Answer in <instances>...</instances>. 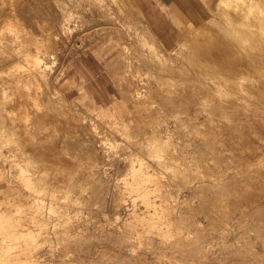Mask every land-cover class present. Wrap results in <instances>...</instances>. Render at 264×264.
I'll list each match as a JSON object with an SVG mask.
<instances>
[{"label":"rangeland","instance_id":"374dc122","mask_svg":"<svg viewBox=\"0 0 264 264\" xmlns=\"http://www.w3.org/2000/svg\"><path fill=\"white\" fill-rule=\"evenodd\" d=\"M26 1L12 0L34 38L44 35L35 21H49L57 33L56 42L40 43L50 51L41 56L61 101L74 108L76 128L35 122L32 131H17L23 137L7 130V80L19 70L10 71L8 51L0 52V207L27 209L0 220V264H264L262 246L254 243L264 242V223L242 216L237 231L227 224L223 230L216 215L217 183L231 182V127L248 117L253 86L263 88L254 93L264 101V42L260 53L244 24L264 21V0H255L260 18L252 0ZM242 1L248 4L241 10ZM8 4L0 0V30ZM194 5L200 9L191 12ZM195 11L198 23L186 37L183 17ZM145 23L160 42L140 39ZM2 32L8 48V28ZM120 35L129 60L121 56ZM160 50L186 68L160 59ZM135 89L143 99L133 100ZM171 93L179 99L171 101ZM115 102L121 107L112 108ZM51 103L53 113L62 109ZM119 109L120 116L101 114ZM206 120L219 125L202 127ZM11 177L17 182L8 183ZM16 188L24 195H12ZM226 198L229 205L233 199Z\"/></svg>","mask_w":264,"mask_h":264},{"label":"bare ground","instance_id":"6f19581e","mask_svg":"<svg viewBox=\"0 0 264 264\" xmlns=\"http://www.w3.org/2000/svg\"><path fill=\"white\" fill-rule=\"evenodd\" d=\"M18 1H21L22 2V0H18ZM114 1L117 2V0H113V2ZM219 1H222V0H219ZM227 1H229V0H227ZM246 1H248V0H246ZM253 1H255V0H252V2ZM25 2H27V1L25 0ZM225 2H226V0H225ZM8 3H10V5L8 4L9 5V7H8V23H6L4 25V27L0 30V40H3V39H1V37L4 34V32H2V31L6 27L8 28V32H7L8 33V35H7L8 36V48H6L4 45H2L0 43V52L1 53L2 52H5L6 53V51H8V67L10 68V71H13V73H14V70H17V71L19 70V71L18 72H15L16 73L15 74L16 77L14 76V78H12V79L10 78V79L7 80L8 81V95H7V97H8V114L10 116V118L8 119L9 121H8V129L7 130H10V132H12V133L13 132H16L17 135H22V137H23V133L18 134L17 131H21V130H23L24 132H25V130L26 131H32L33 130V127H34L33 125H34L35 122L45 123L46 126L49 127V128H54V127H57V126H63L64 127V125L66 124V122H68L69 123V126H72V128H73L74 125H72L73 124L72 119L74 120L75 115H76L75 114V111H74V108L71 105L65 104V103H63L61 101V95H62V93H59L56 90V88L53 87V83L52 82L54 81V77H53V81L52 82H50V80H48V78L46 77L45 70H46V67L48 65H47V63H44L43 62V59H42V56H41L42 54H44V53L46 54V52L48 53L50 51H48V50L43 51L40 48V43L42 44L43 42L48 41V40L49 41L52 40V41L56 42L57 41V38H58L57 33L52 31V27L50 26L49 21H47V20H46L47 22L46 21H35L36 20V18H35V20H34L35 23L40 27L42 33H44V35L42 36V39L41 40L35 39L34 36L36 34L33 31L32 26H27V25L25 26L24 21H21V17H20L21 15L18 16L20 14V11H21V8L22 7L20 8L19 5H15L14 2H12V0H8ZM234 3H236V2H234ZM242 3L244 5L245 2L242 1ZM247 4L248 3H245V6H240V4H239V6L241 7V10H242V7L245 8ZM256 5L257 4H256V1H255V3L252 4L251 8L253 7V8H256L258 10V12L256 10L257 14H255V15H256V18H260V16H261L260 15V10H259L260 9V6L259 5L256 6ZM117 7H119V6H117ZM190 7H188V9ZM249 7H250V4H249ZM132 8H133L132 10L134 11V7L133 6H132ZM251 8H250V10H251ZM100 9L98 8V10H100ZM191 9H190L191 12H194L193 9L194 10L200 9V7L198 5L197 6L194 5V7H192ZM24 12H25V10H24ZM191 12H189V14L187 13L183 17V18L189 19V21H182L183 22L182 27H184V29L181 31V34L186 35V37L187 36H191V34H192L191 33V30L192 29L190 30V29H186V28H192V26H194V23H195V26H196V23H198L197 21H194V20H196L197 18H199L198 17L199 13H197L195 11L196 14L195 13L192 14ZM101 13H102V11L99 14H101ZM242 13L244 14V11ZM245 13H246V9H245ZM247 14H244V15L248 17L249 15H247ZM104 15L105 14H103V16ZM96 16H97V13H96ZM72 17H73V15H72ZM104 17H107V16H104ZM109 17H111V16H109ZM32 18H33V16H32ZM47 18H48V16H47ZM68 18H69V16L67 15V18L66 19H68ZM95 18H97V17H95ZM25 19H26V16H25ZM97 19H99V18H97ZM67 22H69V21H67ZM72 22H74V21H72ZM247 22L248 23H246V21H244V24L246 25L247 28L250 26L249 29H251V32L256 33L257 30L261 31V32H258L257 34L252 33L253 34V37L251 38V41H250L253 45L254 44L257 45L258 43H260V47H258V51L261 53L262 50H263L262 43L264 42V21H247ZM130 23H131L130 21H126L125 24H122V23L121 24L123 26L124 25L129 26L131 28V26H130L131 24ZM142 25H143L142 27L139 25L142 28V34H139L140 35V39H143L146 36L147 38L151 39L153 42L154 41L155 42H160V40L157 39L156 34L152 31V29L150 28V26L147 23L142 24ZM73 26L75 28V24H73ZM132 26H133V24H132ZM67 27H68L69 33H72L73 31L71 29L72 28L71 24L68 23V26ZM129 27H127V28H129ZM129 35H131V34H129ZM117 39H118L119 43L121 44L122 50H123L121 56L129 60L130 57H128V55H126V54H128V46L122 40L123 38H122L121 35L120 36H117ZM146 42H147V40H146ZM172 51H174V50H172ZM178 52L179 51L177 50V53ZM240 52H243V51L240 50ZM157 53H158V57L160 59H163L165 62L171 64L175 69L176 68L179 69L181 67H185V66H183V64H181V66H178L177 64H174L175 61H173L172 60L173 58L171 57V54L172 53H166L163 50H160ZM1 55H3V54H1ZM51 55H52V53H51ZM175 55H173V56H175ZM9 58H11V59H9ZM127 65H128V63H127ZM249 66L256 67L257 66V63L253 61L251 63V65H249ZM169 68H171V66H169ZM51 70L52 69H50V71ZM159 70H161V69H159ZM194 73L195 72H193V74ZM11 75H12V73H11ZM48 75H50V72H49ZM239 80L242 81L243 79H240L239 78ZM213 81H215V80H213ZM250 81H251V83H254L256 80L255 79H252V80L250 79ZM239 82L240 81H238V83ZM212 83H214V82H212ZM217 83H218V81H217ZM220 83L222 84L221 81H219V84ZM215 84H216V82H215ZM239 84H241V83H239ZM137 89H135V92H134V95H133V100H139V99H143L144 98L143 93L141 91H138ZM259 89L260 90H263V88H256L255 86H253L251 88V92L252 93H251L250 97H251V99L254 98V105H252L251 110H250V112L247 115L248 117L246 119H244V121H242L243 123L240 122L241 125H240V123L238 124L240 126L237 125L238 128H236L237 126L235 124H234V128L231 127L232 128L231 130H232V133H233L232 134V139H231L232 142H231V146H230V164H231V168H232L231 182L230 183H217V187H218V190L217 191H218L219 201L216 204V208H217L216 209V215H217V219L219 221V224L222 226L223 230L225 228V225L227 224V225H230L231 228H233L234 230L237 231V224H236V222H238V220L242 216L247 217L248 219H250L252 221H255L256 223H258V221H262V223H264V101L257 99V97H256L257 95H256V93H254V92H257V94H258ZM44 94L47 95L46 96L47 101H46V99L44 100V99H42L43 97H41ZM3 99L5 100L4 97H3ZM170 99H171V101H175V100H178L179 98H178V96L176 94H172L171 93ZM43 100L46 101V102H48V103H44ZM53 101L54 102H57L59 104V107L62 108L57 113H53L52 112L53 110H52L51 106L52 107L54 106V108H56L55 107L56 105H50V103L53 102ZM112 106H113L112 108H116L117 109V108H120L121 107V103L120 102H115L114 105H112ZM119 111H120V109L116 111L117 113H115V111L111 112V110H108V111L101 110V114H104V116L119 115L120 114ZM196 114H197V112H196ZM35 116H37V117L39 116L40 118L37 119V118H35ZM241 118H243V117H241ZM177 119L179 121V117H177ZM0 120H1V118H0ZM36 120H38V121H36ZM211 120L210 121L209 120H206V122H200V125L202 127H203V125L205 127H207L206 125H208V127L212 125L211 128L212 129L213 128L215 129V127L218 126L219 123H218V125L211 124V123H213V122H211ZM3 122H4V120H3ZM1 123L2 122H0V124ZM42 123H41V125H42ZM197 123L199 124V122H197ZM236 123H238V121ZM213 125L215 127H213ZM43 126H44V124H43ZM0 128H1V126H0ZM75 128H76V126L74 127V129ZM57 130L59 132H62V133L65 132V130H62L60 127H58ZM68 130H69V128H68ZM36 133H37V131H36ZM24 137H25V135H24ZM39 137H40V135H39ZM41 140H43V139L41 138ZM23 143H24V141H23ZM35 144H36V142H35ZM18 146H20V145H18ZM25 147H27V146L24 145V148ZM24 148H23V150H24ZM36 148H38V147H36ZM41 148H43V147H41ZM134 152H135V150H134ZM34 155H36V154H34ZM28 156H30V155H28ZM41 158H43V155H42ZM30 159H31V157H30ZM32 160H33V158H32ZM43 161H44V159H43ZM37 162H38V160H37ZM133 162H138V163L142 164V160L141 159L134 160ZM33 168H34V166H33ZM39 168H38V170H39ZM62 168H64V167H62ZM62 171L64 172L65 170L62 169ZM37 172H39V171H37ZM3 174L4 173L0 169V176L4 177ZM31 174H32V172H31ZM18 175H19V173H18ZM14 177L8 178L7 179L8 183H13L14 180H15V178L16 179H21V176L20 175L18 176V178L17 177L14 178ZM23 178L25 179L26 177L23 176ZM35 179H38V178H35ZM42 179H40V180H42ZM63 179H64V177H62V176L61 177H59V176H55L54 177V181L55 180L56 181H61ZM15 181L17 182V180H15ZM28 181H29V178H28ZM135 188L137 190L141 191L143 194L148 193L147 189L142 184H139ZM10 189H11V186H10ZM12 189H15V188L12 187ZM13 194L15 196L16 195L17 196L18 195L19 196L20 195L21 196L24 195L18 189H17V192L12 193V195ZM226 194L229 195V198H232L233 199V201L231 203L229 202V205H232L231 207H229V205L227 204L228 201L225 202V199H227L226 198ZM198 196H200V195H198ZM13 197L14 196H12V198ZM13 200H15V199H13ZM6 203H8V200H6ZM21 207H24V206H22L20 204H16L15 207L13 209H11V210H9L8 207L7 208H1L0 207V220H2L3 218H6V217L8 218V217L15 216L14 214L16 212L17 213L20 212V214H21L23 211L27 210V209L24 210L22 208L23 211L21 212L20 211L21 210ZM24 208H26V206ZM227 208L229 210L226 212ZM164 209L165 208H163V210ZM260 228H262V227H260ZM254 243L257 244V245H261L262 246V250L264 251V242H262V244H259L258 242L257 243L254 242Z\"/></svg>","mask_w":264,"mask_h":264},{"label":"crops","instance_id":"0c3cea01","mask_svg":"<svg viewBox=\"0 0 264 264\" xmlns=\"http://www.w3.org/2000/svg\"><path fill=\"white\" fill-rule=\"evenodd\" d=\"M130 2L132 3L131 5H134L133 2H132V0H130ZM191 2H192V0H191ZM134 6H135V5H134ZM148 25H149V24H148Z\"/></svg>","mask_w":264,"mask_h":264}]
</instances>
